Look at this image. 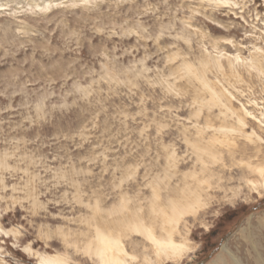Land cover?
I'll list each match as a JSON object with an SVG mask.
<instances>
[{
    "label": "rangeland",
    "instance_id": "1",
    "mask_svg": "<svg viewBox=\"0 0 264 264\" xmlns=\"http://www.w3.org/2000/svg\"><path fill=\"white\" fill-rule=\"evenodd\" d=\"M100 235L264 259V0H0V264H102Z\"/></svg>",
    "mask_w": 264,
    "mask_h": 264
},
{
    "label": "bare ground",
    "instance_id": "2",
    "mask_svg": "<svg viewBox=\"0 0 264 264\" xmlns=\"http://www.w3.org/2000/svg\"><path fill=\"white\" fill-rule=\"evenodd\" d=\"M186 197L187 196H185V198ZM192 197L189 196L186 204L193 207V205L197 201H200V200L196 196H194L196 198H192ZM186 204L184 203V205H186ZM181 205L179 204V206H181ZM179 206L176 203H175V205L172 206V209H171L172 215L171 216H169L170 214L167 213L166 211H163L162 216L164 219L163 221L165 223L164 225L169 224L171 222L173 223L175 221H177V222L180 221L181 217H183L182 215L187 214L188 211H190V213H192L191 212L192 207L189 206V207H187V209H185V208L183 209L182 208L183 205L181 207H179ZM139 225H140V223H139ZM137 229H138V227H137ZM164 229H165V231H167L169 233V229H167V228H164ZM139 232H141V231H139ZM148 232H149L148 236H146V237H147V239H149L152 242V245H149V247H151L152 251L156 254L155 256L161 257L162 255H166L167 259L168 258L170 259L172 257H174L173 259H176V258L183 256L187 252L185 247L179 246L176 244L177 242H175V239L173 236V231H172V233L169 234V237L167 236L168 239H162V237L157 236V234H155V232L153 230H150ZM142 234H143V232H142ZM99 237H100V239H99L100 240V242H99L100 246H99V250H98L99 251L98 258L100 257V259L102 260V264H129L128 260H127L128 254H127V252H126V250H125V248L122 245L120 240L115 239V238L114 239L110 238L106 235H100ZM226 248H224V250H226ZM41 264H66V263H64L63 261L56 259V258H43L41 261ZM254 264H264L263 257L255 258Z\"/></svg>",
    "mask_w": 264,
    "mask_h": 264
}]
</instances>
